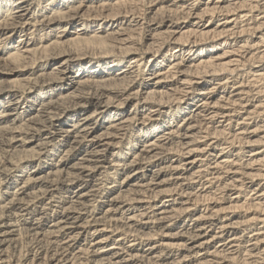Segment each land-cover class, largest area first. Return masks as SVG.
Returning a JSON list of instances; mask_svg holds the SVG:
<instances>
[{
    "label": "bare ground",
    "instance_id": "obj_1",
    "mask_svg": "<svg viewBox=\"0 0 264 264\" xmlns=\"http://www.w3.org/2000/svg\"><path fill=\"white\" fill-rule=\"evenodd\" d=\"M2 2L0 264H264V0Z\"/></svg>",
    "mask_w": 264,
    "mask_h": 264
},
{
    "label": "rangeland",
    "instance_id": "obj_2",
    "mask_svg": "<svg viewBox=\"0 0 264 264\" xmlns=\"http://www.w3.org/2000/svg\"><path fill=\"white\" fill-rule=\"evenodd\" d=\"M3 0H0V3L2 2ZM3 3H7V2H2L1 4H3ZM4 6V5H3ZM13 78H15V79H18L19 77H13ZM24 242L25 241H23V244H22V246L24 245V248H25V246L27 245V244H24ZM23 248V247H22Z\"/></svg>",
    "mask_w": 264,
    "mask_h": 264
}]
</instances>
